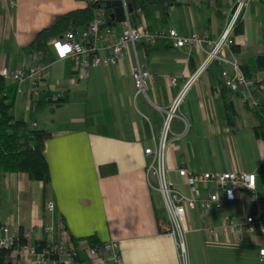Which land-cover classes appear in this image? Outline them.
Returning <instances> with one entry per match:
<instances>
[{
  "label": "crops",
  "instance_id": "obj_1",
  "mask_svg": "<svg viewBox=\"0 0 264 264\" xmlns=\"http://www.w3.org/2000/svg\"><path fill=\"white\" fill-rule=\"evenodd\" d=\"M234 1L174 0L164 20L156 9L138 11L137 20L150 28L174 27L180 34L196 30L217 37ZM87 4L88 0H0V68L44 65L49 85L30 94L25 83L24 91L16 94L14 113L50 132L44 141L47 182L24 171L0 170V219L10 227L31 229L32 241L61 239L63 227L80 238L81 247L90 237L93 242L113 239L123 264H181L173 235L160 226L163 199L151 186L155 178L147 173L151 159L144 148L159 139L165 108L205 53L189 45L175 47L163 38L152 44L137 41L116 63L93 66L86 77H79L76 62L57 58L50 42L46 56L30 46L37 31L59 14ZM106 8H111L108 16ZM98 12L113 32L107 35L103 27L107 37L102 43L114 41L123 20L115 19L112 7H99ZM239 23L241 28L234 32L238 50L231 47L227 53L241 64L264 54V0H249ZM136 61L154 73L145 92H137L132 77ZM251 78L264 85V69ZM253 94L264 100L258 89ZM59 97L65 99L57 101ZM167 136L169 177L186 193L189 188L178 166L192 172L255 173V188H239L235 199H223L221 208L197 206L188 211L186 241L193 264H264L258 256L264 245L259 230H242L238 247H227L207 244L200 229L202 223L212 224L219 240H235L237 234L223 226L224 218L241 220L246 213L264 210V117L257 116L239 92L225 86L221 66L212 63L189 85L169 120ZM210 190L224 196L214 182L204 184L201 195ZM50 223L54 229L47 233L43 225Z\"/></svg>",
  "mask_w": 264,
  "mask_h": 264
},
{
  "label": "built area",
  "instance_id": "obj_2",
  "mask_svg": "<svg viewBox=\"0 0 264 264\" xmlns=\"http://www.w3.org/2000/svg\"><path fill=\"white\" fill-rule=\"evenodd\" d=\"M98 1L100 2V0ZM99 2L93 17L83 27H71L63 34L50 40L57 58L70 57L76 62V71L79 77H86L89 69L93 66L116 63L123 56L128 45H133L137 41L152 44L157 39L163 38L175 47L189 45L205 53L204 59L185 79L165 108L163 129L159 139L153 146L144 148V153L151 159L147 166V173L155 178L154 183L150 182L151 186L160 192L163 199L164 215L160 226L163 231L173 235L179 250L181 264H187L188 211L197 206L205 209L221 208L223 199H235L239 188H255V173L235 169L192 172L184 166H178L176 167L177 172L189 188L188 193L182 191L170 179L169 169L165 163L168 124L183 101L189 85L203 69L212 63L221 66L223 83L228 88L239 92L248 102L257 103L258 100L253 94L256 89L264 97V85L256 83L251 77H247L238 58L233 53L230 55L227 53L235 43L234 28L236 23L243 19V10L248 5L249 0H235L233 2L229 17L217 37H210L207 33H199L196 30H192L187 34H180L174 27L150 28L145 24L133 25L129 18V4L127 0H121L125 15L123 19L124 27L116 35L114 41L106 44L102 43L107 37L102 33V28H105L107 35H111L113 32L106 25L104 17L98 12ZM44 68V65L35 63L30 64L26 69H10L7 66H2L0 74L16 83V94L24 91L25 83L27 84V92L33 94L49 86L45 84ZM131 72L137 92H145L148 82L154 79V73L138 61L132 64ZM170 81L175 82L176 77L171 76ZM210 182L222 187L223 197L214 190L208 191L205 196L201 195V187ZM46 206L52 210V201H48ZM223 226L231 228L237 234V238L235 240H219L217 227L202 223L200 229L205 242L209 245L238 247L242 239L240 234L242 230L249 232L259 230L264 234V210L258 208L253 212L246 213L241 220L225 217ZM43 229L45 232L51 233L54 226L52 223L44 224ZM20 232L18 227H10L8 223L2 222L0 219V247H13L7 258L10 264H45L48 260L53 261L54 264L78 263L76 259L77 250L72 242L68 240L67 235L64 234L61 239L49 237L32 241L31 229H22V232ZM20 237H22L21 241L17 242ZM79 247L84 251L89 264L108 262L110 264H123L117 242L113 239L87 244L85 247H81L79 244ZM258 256L264 263V245L259 247Z\"/></svg>",
  "mask_w": 264,
  "mask_h": 264
},
{
  "label": "trees",
  "instance_id": "obj_3",
  "mask_svg": "<svg viewBox=\"0 0 264 264\" xmlns=\"http://www.w3.org/2000/svg\"><path fill=\"white\" fill-rule=\"evenodd\" d=\"M174 0H127L129 9V18L133 25H138V11H147L156 9L160 12V18L164 20L170 3ZM98 0H88V4L82 8L71 9L59 14L55 21L48 26L41 28L35 34L30 46L37 52L47 55L50 40L58 35L63 34L71 27L85 25L94 15L95 8L98 6ZM108 9L105 11L108 16ZM241 28L237 22L234 32ZM232 48L238 50L237 45L233 44ZM247 77L261 69H264V54H258L241 62ZM226 86V85H225ZM227 87V86H226ZM228 88V87H227ZM230 90V88H228ZM16 83L8 80L0 74V170L1 171H24L31 178L40 179L47 182L49 179V167L44 154V141L50 136V132L44 128L32 126L22 115H16L13 111L16 102ZM64 97L56 100L62 101ZM247 106L259 117H264V100L259 99L253 104L245 100ZM229 110H232L231 104L227 103ZM263 125H258L261 127ZM63 227V232L67 235L68 240L72 242L77 250L76 259L80 264H89L88 258L82 261L79 253V239L75 238ZM22 232V229H20ZM20 232V233H21ZM63 234V235H64ZM22 237L17 242H20ZM89 244L93 242L90 237ZM37 241V240H35ZM13 247H0V264H10L7 261ZM86 257V256H85Z\"/></svg>",
  "mask_w": 264,
  "mask_h": 264
},
{
  "label": "water",
  "instance_id": "obj_4",
  "mask_svg": "<svg viewBox=\"0 0 264 264\" xmlns=\"http://www.w3.org/2000/svg\"><path fill=\"white\" fill-rule=\"evenodd\" d=\"M100 7H112L113 8V15L116 20L122 21L124 19V9L121 3V0H103L99 2ZM130 9V6H129ZM80 255L82 258L85 259V253L82 249L79 250Z\"/></svg>",
  "mask_w": 264,
  "mask_h": 264
},
{
  "label": "rangeland",
  "instance_id": "obj_5",
  "mask_svg": "<svg viewBox=\"0 0 264 264\" xmlns=\"http://www.w3.org/2000/svg\"><path fill=\"white\" fill-rule=\"evenodd\" d=\"M13 111H14V109H13ZM30 125H31V124H30ZM186 263H187V264H193V262L190 260V254H189V251H188L187 254H186ZM194 264H202V263L196 261V263L194 262Z\"/></svg>",
  "mask_w": 264,
  "mask_h": 264
}]
</instances>
